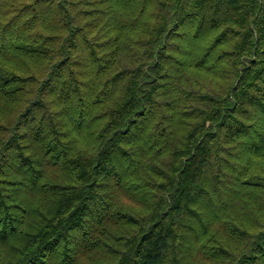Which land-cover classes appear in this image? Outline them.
Returning a JSON list of instances; mask_svg holds the SVG:
<instances>
[{
    "label": "trees",
    "instance_id": "1",
    "mask_svg": "<svg viewBox=\"0 0 264 264\" xmlns=\"http://www.w3.org/2000/svg\"><path fill=\"white\" fill-rule=\"evenodd\" d=\"M0 264H264V0H0Z\"/></svg>",
    "mask_w": 264,
    "mask_h": 264
},
{
    "label": "rangeland",
    "instance_id": "2",
    "mask_svg": "<svg viewBox=\"0 0 264 264\" xmlns=\"http://www.w3.org/2000/svg\"><path fill=\"white\" fill-rule=\"evenodd\" d=\"M122 202L125 204V205H127V203H134V202H132V201H130L127 197H125V196H122Z\"/></svg>",
    "mask_w": 264,
    "mask_h": 264
}]
</instances>
